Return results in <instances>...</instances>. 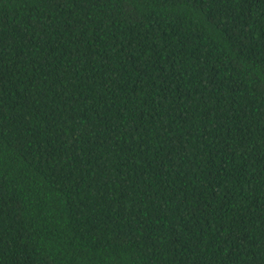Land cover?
Segmentation results:
<instances>
[{
    "label": "trees",
    "instance_id": "16d2710c",
    "mask_svg": "<svg viewBox=\"0 0 264 264\" xmlns=\"http://www.w3.org/2000/svg\"><path fill=\"white\" fill-rule=\"evenodd\" d=\"M0 264H264V0H0Z\"/></svg>",
    "mask_w": 264,
    "mask_h": 264
}]
</instances>
